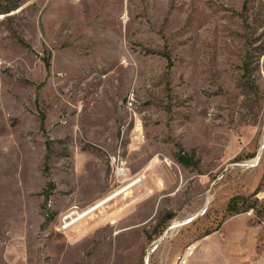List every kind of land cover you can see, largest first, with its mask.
I'll use <instances>...</instances> for the list:
<instances>
[{"label": "rangeland", "instance_id": "rangeland-1", "mask_svg": "<svg viewBox=\"0 0 264 264\" xmlns=\"http://www.w3.org/2000/svg\"><path fill=\"white\" fill-rule=\"evenodd\" d=\"M8 1L0 264H264V0Z\"/></svg>", "mask_w": 264, "mask_h": 264}, {"label": "built area", "instance_id": "built-area-1", "mask_svg": "<svg viewBox=\"0 0 264 264\" xmlns=\"http://www.w3.org/2000/svg\"><path fill=\"white\" fill-rule=\"evenodd\" d=\"M112 166L114 168L113 174L114 176L118 177L120 174L124 173L123 170H115L114 166V159L112 161ZM93 212H89V210L81 211L79 209H73L72 211L67 212L65 215L62 216L58 231H67L73 226H75L78 222L92 214ZM194 254L193 248H188L185 254V257L183 260H180V264H186V261L189 257H191Z\"/></svg>", "mask_w": 264, "mask_h": 264}, {"label": "trees", "instance_id": "trees-1", "mask_svg": "<svg viewBox=\"0 0 264 264\" xmlns=\"http://www.w3.org/2000/svg\"><path fill=\"white\" fill-rule=\"evenodd\" d=\"M19 7L18 1H8V0H0V15L9 14L15 10H17ZM179 163L185 167H190L191 161L185 157H179L178 159ZM238 200L232 199L230 203L227 206V211L231 214H238L239 208H238Z\"/></svg>", "mask_w": 264, "mask_h": 264}, {"label": "bare ground", "instance_id": "bare-ground-1", "mask_svg": "<svg viewBox=\"0 0 264 264\" xmlns=\"http://www.w3.org/2000/svg\"><path fill=\"white\" fill-rule=\"evenodd\" d=\"M115 160V159H114ZM141 180H135L134 182H132L131 184H129L128 186L124 187L123 189L116 191L112 194H110L108 197L104 198L103 200H101L100 202H98L97 204H95L93 207H91L89 210V212H95L97 209H99L100 207L108 204L109 202L113 201L115 198H117L118 196H120L122 193H124L125 191L133 188L134 186H136L138 183H140ZM186 224V223H183ZM179 225H175L173 227V229L179 228Z\"/></svg>", "mask_w": 264, "mask_h": 264}]
</instances>
